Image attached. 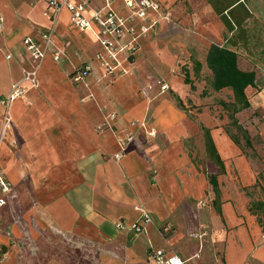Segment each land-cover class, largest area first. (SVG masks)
Segmentation results:
<instances>
[{
	"label": "crops",
	"instance_id": "1",
	"mask_svg": "<svg viewBox=\"0 0 264 264\" xmlns=\"http://www.w3.org/2000/svg\"><path fill=\"white\" fill-rule=\"evenodd\" d=\"M155 1L157 25L138 39L135 55L120 54L126 76L104 77L95 61L101 51L95 30H77L63 10L52 39L64 56L56 62L48 52L39 87L23 84L27 91L10 104L7 124L0 104V170L12 187L0 206V264H153L156 249L184 264H264V216L257 207L264 206V191L253 189L246 156L223 128L206 124V113L192 120L170 97L192 101L182 78L187 60L205 65L212 45L236 53L256 84L246 89L250 107L234 117L264 148V0ZM115 9L128 14L120 3ZM0 11V52L10 56L0 60L2 100L32 68L23 39L40 43L51 24L37 0L32 7L0 0ZM139 23L131 21L135 30ZM85 66L90 71L76 81L73 74ZM134 121L144 126L132 127ZM202 126L224 165L221 172L206 160L207 172L218 175L215 206L196 204L215 199L202 161L192 159L187 145L203 146ZM125 133L134 139L115 159ZM135 206L151 216L142 233L133 228L140 219Z\"/></svg>",
	"mask_w": 264,
	"mask_h": 264
},
{
	"label": "built area",
	"instance_id": "2",
	"mask_svg": "<svg viewBox=\"0 0 264 264\" xmlns=\"http://www.w3.org/2000/svg\"><path fill=\"white\" fill-rule=\"evenodd\" d=\"M45 8V14L51 24L47 31L40 33V43L34 41L30 37L23 39L22 43L25 47L31 63L30 70H24L22 79L19 83L12 86L10 92L2 100L0 104L4 107V121L7 124L10 119L8 108L12 102L25 95L27 89L23 84L28 85L29 89H37L39 87L38 69L41 62L46 57L48 52H52L53 60L59 61L64 56V51L53 46V35L56 23L63 10H67L70 14L71 25L79 31H94L98 45L101 51L95 55V61L102 69L104 77L114 80L116 78L126 76L129 71L123 66L120 59L121 53H126L128 57L135 55L138 51V39L146 35L158 23L161 7L155 0H98L99 7H92V0H37ZM120 3L128 12L127 16L119 15L115 9V4ZM90 12L91 16L87 18L86 12ZM137 19L140 23L138 29L131 25V21ZM4 24V16L0 11V32ZM127 35H131V42L123 44L122 41ZM10 56H7L9 59ZM127 61V58L124 60ZM89 67L78 69L73 76L75 80L83 81L89 72ZM161 93L168 90V86L160 81L156 82ZM148 89L151 86L147 87ZM132 127L141 126L144 124L137 121L131 122ZM134 135L125 133L118 140V152L114 155L115 159H121L128 147L133 141ZM12 190L10 182L5 178L2 170H0V206L5 201V196L9 195ZM140 215L139 221L133 226L136 233L145 231L146 226L151 222L150 214L140 206L134 207ZM121 228V224L117 225ZM261 241L264 242V231L261 236ZM197 256V255H196ZM153 264H184L182 259L176 255H170L163 249H156L152 252Z\"/></svg>",
	"mask_w": 264,
	"mask_h": 264
},
{
	"label": "rangeland",
	"instance_id": "3",
	"mask_svg": "<svg viewBox=\"0 0 264 264\" xmlns=\"http://www.w3.org/2000/svg\"><path fill=\"white\" fill-rule=\"evenodd\" d=\"M15 2L17 0H14ZM22 3H25L28 6H34L36 3V0H19ZM7 59V55L0 52V60ZM189 64L191 65L189 69L184 68V66L188 65L183 64V69L190 72V75L193 77L192 79V87L189 85L190 94L192 96V101H187L184 105V111L189 118L192 120H195V114L199 112L206 113L203 120L206 122V124L209 127L212 126H218L224 129V131L227 132V134L237 141V143L240 146L241 152L246 156V159L250 165V169L252 174L254 175V178L256 179L257 185H254L253 189L256 190L257 187H260V192L264 191V148L261 146L259 140H251L250 138H246V136L243 134L242 130H239L236 125L233 123L232 113L230 111L229 106H225L223 103H226V105H229L232 102V93L229 90H222L219 92H214L210 87V81H211V72L207 69L206 62L204 61L205 65H201V68L197 74H194V65L193 62L190 60H187ZM196 61V60H195ZM181 72V69H180ZM183 78V77H182ZM115 80V79H114ZM114 80H110V82H114ZM172 98V95L170 96ZM199 100H198V99ZM173 100V98H172ZM195 102V104H194ZM197 102L199 104H197ZM190 112V113H189ZM235 116V115H234ZM235 118V117H234ZM238 122V120H236ZM242 128V126L240 125ZM247 142H249V145H247ZM252 144L256 148L252 147ZM188 150L190 151V156L194 161H196L198 164L201 162L203 164L202 169L204 173L206 174V178L208 174H211L207 172V166H206V160H209L208 156L205 153V147H204V141L203 146L196 147L197 144L195 140H191V142L187 143ZM196 148V149H195ZM210 161V160H209ZM218 176V175H216ZM240 179L237 178L235 182L239 181ZM211 189V188H210ZM251 192V190H250ZM212 196V195H211ZM210 196V197H211ZM206 196L204 199L199 200L196 202L198 206H215V201L211 198ZM219 204V202H217ZM199 233L198 231L190 233L188 236L191 238H195Z\"/></svg>",
	"mask_w": 264,
	"mask_h": 264
},
{
	"label": "trees",
	"instance_id": "4",
	"mask_svg": "<svg viewBox=\"0 0 264 264\" xmlns=\"http://www.w3.org/2000/svg\"><path fill=\"white\" fill-rule=\"evenodd\" d=\"M205 61L207 69L211 72V81L209 83L211 89L214 92H219L222 90L231 91L232 102L229 105H226V103L223 104L230 107L234 125H236L239 130H242L246 138H249L247 132L240 127V125L234 118V115L250 107L249 99L246 95V89L255 86V72L241 70L238 66L237 54L230 50H227L226 48L216 45L210 46ZM200 68L201 64L199 62H195L194 74H197ZM183 72L184 83L192 87V80L190 79L189 73L186 70H184ZM172 98L176 107L184 111V105L181 99L176 95H172ZM201 130L203 135L205 153L208 156L209 160L213 162L214 165H216L222 172L224 170V165L213 143L210 135V130L203 126L201 127ZM231 140L237 146H239L236 140H234L233 138H231ZM247 141L248 139L246 140V142ZM247 145H249V142H247ZM207 181L215 195L214 200H216L215 204L217 205L219 199L217 177L215 175L208 174ZM257 207L259 210H261L264 216V206L259 203Z\"/></svg>",
	"mask_w": 264,
	"mask_h": 264
}]
</instances>
